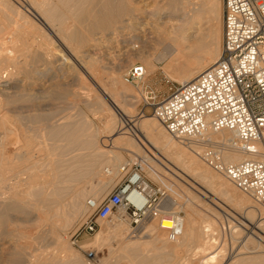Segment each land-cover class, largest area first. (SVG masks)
Returning a JSON list of instances; mask_svg holds the SVG:
<instances>
[{
    "label": "bare ground",
    "instance_id": "obj_1",
    "mask_svg": "<svg viewBox=\"0 0 264 264\" xmlns=\"http://www.w3.org/2000/svg\"><path fill=\"white\" fill-rule=\"evenodd\" d=\"M14 1L0 0V20L5 19L0 22V31L15 24L19 27L14 29V35L21 36L25 23L34 28L35 35L31 41V33V43L25 41L24 36L30 33L23 26L27 33L21 36L20 44L0 36V264H86L57 227L63 229L86 206L87 190L97 192L93 200L98 202L110 182L123 174L121 164L128 163L123 149L136 155L143 151L144 143L128 135L133 127L143 141L147 138L151 147L164 153L175 166L168 167L174 174H187L211 193L207 195L210 202L220 204L215 197L221 196L234 209L240 207L248 220L242 222L248 234L246 243L255 244L264 252V209L214 171L200 155V148L176 139L155 116H136L133 107L139 103L140 95L122 76L134 59L143 62L145 76L156 70L148 50L150 44L162 45L165 52H170L169 73L179 84L192 81L217 63L223 50L221 0H162L157 6L152 5L147 15L138 12L134 0ZM19 20H23L21 25ZM87 110L94 116L104 115L105 128L94 127ZM119 113L127 116L131 124L127 129ZM211 135L228 143L236 136L226 129ZM256 148L257 153L230 149L225 159L239 162L264 158V137L257 141ZM143 153L144 160L150 162L147 170L151 177L165 183L172 180L173 173L153 162L145 149ZM129 155L133 160L138 158ZM158 168L171 178L162 175ZM96 177L100 178L98 185L91 180ZM83 179L90 181L85 182L88 185L91 181L96 185L91 183L90 189L82 190L77 181ZM123 212L124 208L118 216L112 214V220H106L105 228L92 242L97 246L113 237L116 241L115 247L109 245L110 257L102 264H180L183 253L192 249L202 255L204 264H258L246 255L238 262L218 261L226 250L225 244L220 246L218 241L220 222L212 217H206L204 225L196 220L185 221L176 240H171L154 220L141 225L149 239L131 240L124 238L130 221ZM111 221L113 225L109 224ZM34 229L36 232L31 234ZM235 229L234 234H239ZM211 230L216 232L212 236ZM143 232L142 229L140 233ZM29 236L32 242L28 241ZM39 241L41 247L33 248ZM53 242L56 248L48 250Z\"/></svg>",
    "mask_w": 264,
    "mask_h": 264
},
{
    "label": "built area",
    "instance_id": "obj_2",
    "mask_svg": "<svg viewBox=\"0 0 264 264\" xmlns=\"http://www.w3.org/2000/svg\"><path fill=\"white\" fill-rule=\"evenodd\" d=\"M223 1L221 58L192 81L171 88L161 102L152 93L146 105L169 133L200 148L211 168L264 209V158L225 159L230 149L257 153L256 143L264 137V0ZM144 76V65L137 63L128 69L126 80L138 84ZM223 129L235 132L233 142L212 137ZM122 172V179L100 201H88L87 218L78 231L94 233L99 220L124 208L132 227L155 220L176 240L184 216L164 207L169 191L147 180L140 164H124Z\"/></svg>",
    "mask_w": 264,
    "mask_h": 264
},
{
    "label": "rangeland",
    "instance_id": "obj_3",
    "mask_svg": "<svg viewBox=\"0 0 264 264\" xmlns=\"http://www.w3.org/2000/svg\"><path fill=\"white\" fill-rule=\"evenodd\" d=\"M11 1L13 2L14 0H11ZM161 2H162V0H158V1L157 0H154V1L153 0L152 1L151 0H134L133 1V4L138 7V12H142V13H144V14L147 15V13L149 12L148 10H150L154 5H156V4L158 5ZM220 5H221L220 6V10H221V18H222V19L220 18L221 19L220 25H221V28H223L222 29L223 30L222 32H224V23H223L224 1L223 0H221ZM4 21H5V19H2L1 18L0 22L4 23ZM19 21H20V23H19ZM19 21H18V25H21V23H23L21 21H23V20H19ZM24 24L25 23L22 24V28L21 29L23 31V34H21V36L23 37V35H25V33H27V31H28L27 29H29V33L30 34L28 33L29 34L28 36L25 35L23 39L25 41L31 43L30 42L31 35L33 34L32 35V39H31V41H32L33 38H34V35H35L34 34L35 33V30H34V28L32 29V27L29 24H28L29 26L28 25H24ZM23 26H25V29L28 27L26 29L27 31H25V29H24ZM4 27L7 28V31H5L6 28H4L2 30V32L0 31V36H2L3 38H5V37H8L9 38L10 37V39L12 40V42L16 41V42H18V44H20L22 37L17 33L18 34L17 36H20V37H18L19 38L18 39L17 36H15L16 33H15V30H14L15 28H17L19 26L15 27V24H13L11 26L9 25V27L7 25L4 26ZM12 30H14V31H12ZM32 30L34 31V33H33ZM9 31L10 32L12 31L13 33H10ZM4 32L6 33V35H4ZM223 37H224V33H223ZM16 38L18 40H20V41H18ZM136 44H135V46H137ZM150 45H149L148 48H150V47L151 48L148 49V50H150L151 56L153 58V63L155 64V69L156 70L154 72L149 71L147 73V75L145 76L144 80H141L138 84H133V83L128 82L126 80V73H127L128 69L132 65H134V64H137V63L143 64V62L140 59H134V62L132 64H129L128 67H126V69H124L125 72L124 71L122 72V76H123L124 81L128 85H130L132 87V89L135 90L136 93H138L140 95L139 96V100L140 101L138 100L139 103L137 105L136 104L134 105L135 108L133 107V111L135 110L134 112L136 113V116H138V117H140L142 115H147V116H152V117L154 116L153 115V108L151 106L146 105V99H149V97L152 95V93L154 95H156V101L159 103L163 98H165L167 95L170 94L171 88H174L177 84H179L176 80L173 79V76L170 75L171 73H169V64H170V59H171V56L169 55L170 52L169 51L168 52L166 51L167 52L166 53L165 50H164V46H162V45H159V44H150ZM157 45H159V46H157ZM163 52L165 53L166 56H164V53ZM161 54H162L163 57L161 56ZM87 115L92 120V123H93V126L94 127H97V128L100 127V129L105 128L104 127V122H103L104 121V118H105L104 115L100 114L101 116L99 115V117L96 116V115L94 116L88 110H87ZM118 115H119V117L121 119V122L126 125L125 129H127L129 126H131V124H128V122H127V119H128L127 116H125V115H123L121 113H119ZM128 132H129L128 135L136 138V140L138 142L141 141L142 143H144L142 145L143 151H141L140 154H138L139 153L138 152L137 155H136L134 152H131V151L125 150V149L122 150V148H120V150H122L124 159H126L127 162H128L127 164H130V165L135 164V163L140 164V166L142 168V171L144 173V176H145V178L147 180H149L150 182H153V183L160 184V185L164 186L169 191L170 197H168L167 200L164 203V207L167 210L172 209V211H181L182 214H183V216H184V218H185L184 222L185 221L186 222H189L191 220H196V221L201 222L200 223L201 225H204V220L207 219L206 217H208V218H211L212 217V219L214 218L216 221L220 222L219 224L217 223L218 225H220V226H218L219 230H221V234H220L221 236L220 235L218 236V238L219 237H221V238H219L220 240L218 239V241H219V245L220 246L222 244L223 245L225 244V246H223V245L222 246L225 247V248H223V250H226V251H223V255H222V257H220V258H224V259L221 260L219 258L218 261L220 260L221 263L223 261L224 262H229L230 260L231 261L238 262V261H240L241 258H243V256L246 255L247 256V259L249 261L257 262L258 264H263V263H260V262H263L264 261V257H262V255L264 254V252L262 251V249H256V247L254 246L255 244H252L253 245V248H252L251 243H248V242L246 243V240L245 239L247 238V235L248 234L246 233L247 232V229H246V227H245L244 224L245 223H248V220H247V217H246L245 213L243 212L242 209H240V207H236L235 206L237 209L236 208L234 209L233 208L234 206H231L232 203H230L229 201L226 202L227 200L224 201L225 199L222 198L221 196H218L219 198L215 197V199H217L216 200L217 201V204L218 203H220V204L215 205L212 202H210V200H209V198H208L207 195L210 196L212 194L211 193H207V191L203 187H201L197 182H194L192 178L190 179V176H188L187 174L184 175V173L181 172L178 168H177V170L182 173V176H180V175L177 176V174H174L168 167L170 165V166H172V167L175 168V166L172 165L171 162H169L167 160V157L164 155V153L162 154L160 151H157L156 148L151 147L152 145L149 142H147V140H146L147 138L146 139L144 138V141H146V142H144L142 140V136L140 135V133L134 127H133V129H131V132L130 131H128ZM102 134H104V133L102 132ZM175 138L178 139L177 137H175ZM113 143H114L113 147H115L117 144L115 142H113ZM117 149H119V148H117ZM144 149H145V154L146 155H147V153L150 154V155H148V157L151 158V159L152 158L154 159V160L152 159L153 162H155V163L157 162V164L159 166L161 165V167L164 170H166L167 173H170V174L173 173L172 174L173 175L172 176V180H170V181H168L166 183L165 182H159V180H156V178L151 177V175H149V171L147 169H148V166H149L148 163H150V162L144 160V158H143ZM134 150H136V149H134ZM129 153L130 154H133L134 156H138V158L136 159V157H135L134 160L131 159V156L129 155ZM156 155L157 156L159 155V156L157 157ZM139 156H140V158H139ZM160 156H162V157H160ZM159 158H160V160H159ZM121 165L123 166L124 164H121ZM162 165H164V166H162ZM107 168H108V166H106V169ZM165 168H167V169H165ZM158 171H162V170H160L158 168ZM160 173H162V175H166L167 177H170L169 174H167V173L165 174V172L163 174V171L160 172ZM122 176H123V174L120 175L119 177H116L113 180V182L112 181L110 182V185L106 188V191H105L106 193L105 192H102L99 195L100 200L113 189V187L122 179ZM97 178L100 180L99 177H96V179L95 178L91 179V180H93V183H96L98 181ZM173 178L177 179L178 182L176 180H173ZM83 180L82 181H77V183L78 184H81L82 187H80V188L82 190H85L86 191L87 189H90L91 188L90 185H91L92 181H91L90 185H88L90 181L88 180V182H86L87 180L86 181L85 180L83 181ZM82 182H84L83 183L84 185L82 184ZM85 182L88 183V184H86ZM191 182H193L194 184L191 183ZM77 183L75 185H78ZM96 184L98 185V183H96ZM96 184H93V185H96ZM172 185L175 186V188H176V191H174V192H173ZM181 185L184 186V187H182ZM203 186L205 187V185H203ZM84 188H86V189H84ZM187 188L190 190V192L188 191ZM205 188H209V187L206 186ZM235 188L238 190L237 187H235ZM88 191L89 190H87L86 192L89 193V194H87V196H86V198L84 200V205H86V206L80 211V213H78L79 216L76 215L77 217L72 218L73 219V220H71L72 222L71 223L69 222V224L66 225L67 228H66V226L65 227L62 226L63 229H60V226L57 227V232L61 235V237L65 236L63 238H65V239L68 240V243L71 246V248L74 251H76L77 256H79L80 258H82L85 261L86 264H102L104 261H106L110 257V252L109 251H111V249L109 250V245H110V247L113 246L114 244H116V241H115L114 237L111 238V240L112 239H114V240H112V241L110 240V242H109L108 239H106V241H107L106 244L108 243V246L105 244V241H100L97 246H94L92 242H94L96 240V238H95L96 234L98 233V231L100 229H104L105 228V225H106L107 221L108 222L110 221V219H108V218H111L112 216L111 217H108L107 219H104L105 221L107 220L106 222L103 221V220H99L98 221L97 230L94 233H88L86 231H78V229L81 226V224L87 218V214H88V211H87L88 210V201L90 199H95V194L97 193L96 191H92V192L91 191L88 192ZM171 191L174 194H171ZM238 191L241 192L240 190H238ZM193 192L195 194H200V195H196L198 197V199L195 196V194H193ZM204 193H206V194H204ZM176 195H177V197H175ZM175 199L176 200L178 199V200L175 201ZM206 201L208 202V204H207L208 206L205 205L206 204ZM177 203L179 205H177ZM200 203H202V205ZM209 205H211L212 207L210 208ZM190 206H192V208L194 210H196V213H198V214H196L192 210V208H190ZM213 207L215 209H213ZM186 208H188V209H186ZM214 210H217L219 212L220 216H219V214H218L217 211H215V212H217L215 214ZM199 212L202 213V216H201L202 218L199 217L201 215V214H199ZM206 214L208 216H206ZM113 215L114 216H118V213L117 214H113ZM220 218H221V220H220ZM111 220H112V218H111ZM114 220H116V219H114ZM232 221L235 223L234 227H232L233 224H234ZM243 221L245 223H242ZM112 222L113 221H111L109 224L110 225H113ZM222 222H223V224H222ZM230 222L233 223V224H231ZM229 223L231 224V227H228L230 225ZM129 226H130V230H128L127 232H125L124 238L131 239V240H132V238H134L133 240H136V239L137 240H140L141 238H142L141 240L147 239V238L149 239V234L145 232L144 228H142L141 225L139 227H132L131 225H129ZM224 227H226V228H224ZM235 228L238 230L239 234H237V233L234 234V229ZM142 229L144 231L143 234H141L142 233ZM236 229H235V232H237ZM240 229H243V230H240ZM244 229H245V231H244ZM35 232H36V230L34 229V231H32L31 234H33ZM240 232L241 233L243 232V233L241 234ZM215 233L216 232H214L213 230H211L210 236H212ZM245 234H246V236H244ZM256 235H258V234H256ZM256 235H253V237L256 240L260 241L259 237H257ZM29 238H28V241H31L32 242L33 241V238H31V236H29ZM109 239H110V237H109ZM227 239H228V242L225 241ZM40 243H42V242L39 241L38 243H34L33 244V248L34 247L35 248H40L41 245H42V244L40 245ZM111 243H113V244H111ZM91 244H92V246H91ZM243 244L246 245L245 246L246 248L244 247ZM113 247H115V246H113ZM241 247H244V248L241 249ZM254 247H255V249H254ZM55 248H56V243L53 242V243H50V245L48 247V250H54ZM241 250H243V252ZM192 251L194 253L193 255L191 253ZM91 253H94V256L91 255ZM260 254H261V256H260ZM209 255H210V253H209ZM252 255H253V257L251 258ZM239 256H240V258H239ZM187 257H188V259H187ZM189 257H190V260H189ZM260 257H262V258H260ZM250 259H252V260H250ZM181 260H183V262ZM181 260H180V264H181V262H182V264H184V263L185 264H204L203 263V259H202V255L201 254H198V253L196 254L193 249L190 250V252L189 251L184 252L183 253V257H182Z\"/></svg>",
    "mask_w": 264,
    "mask_h": 264
}]
</instances>
